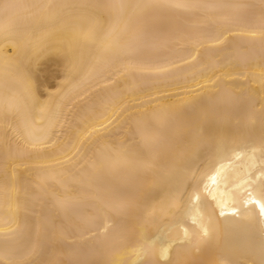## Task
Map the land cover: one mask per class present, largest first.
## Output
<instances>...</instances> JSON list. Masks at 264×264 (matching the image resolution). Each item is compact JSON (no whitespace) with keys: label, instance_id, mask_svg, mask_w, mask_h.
<instances>
[{"label":"bare ground","instance_id":"1","mask_svg":"<svg viewBox=\"0 0 264 264\" xmlns=\"http://www.w3.org/2000/svg\"><path fill=\"white\" fill-rule=\"evenodd\" d=\"M264 0H0V264H264Z\"/></svg>","mask_w":264,"mask_h":264},{"label":"snow or ice","instance_id":"2","mask_svg":"<svg viewBox=\"0 0 264 264\" xmlns=\"http://www.w3.org/2000/svg\"><path fill=\"white\" fill-rule=\"evenodd\" d=\"M261 211L264 212V204L261 205Z\"/></svg>","mask_w":264,"mask_h":264}]
</instances>
